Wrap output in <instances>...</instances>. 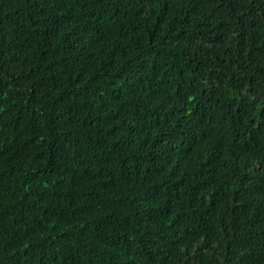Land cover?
Instances as JSON below:
<instances>
[{
  "label": "trees",
  "instance_id": "obj_1",
  "mask_svg": "<svg viewBox=\"0 0 264 264\" xmlns=\"http://www.w3.org/2000/svg\"><path fill=\"white\" fill-rule=\"evenodd\" d=\"M0 264H264V0H0Z\"/></svg>",
  "mask_w": 264,
  "mask_h": 264
}]
</instances>
